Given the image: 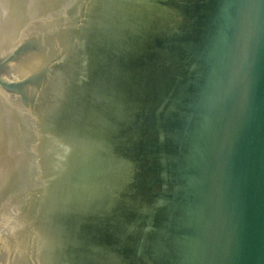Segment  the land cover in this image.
Masks as SVG:
<instances>
[{"label": "water", "instance_id": "95a60500", "mask_svg": "<svg viewBox=\"0 0 264 264\" xmlns=\"http://www.w3.org/2000/svg\"><path fill=\"white\" fill-rule=\"evenodd\" d=\"M3 5L0 73L29 64L0 75L15 220L0 264H264V0ZM40 135L72 153V181Z\"/></svg>", "mask_w": 264, "mask_h": 264}, {"label": "bare ground", "instance_id": "6f19581e", "mask_svg": "<svg viewBox=\"0 0 264 264\" xmlns=\"http://www.w3.org/2000/svg\"><path fill=\"white\" fill-rule=\"evenodd\" d=\"M15 47H10L5 11L3 0H0V58L10 53ZM29 55L25 54L28 59ZM23 65L14 64L8 69V79H15L16 75L20 71ZM11 69V70H10ZM7 70V69H6ZM2 73V72H1ZM3 92V94H2ZM6 96L7 100L3 98ZM0 163H4L3 170L0 172V246L4 239L10 232L11 228L15 224L8 171H7V133H8V107H9V93L0 90ZM6 173V174H5Z\"/></svg>", "mask_w": 264, "mask_h": 264}, {"label": "rangeland", "instance_id": "374dc122", "mask_svg": "<svg viewBox=\"0 0 264 264\" xmlns=\"http://www.w3.org/2000/svg\"><path fill=\"white\" fill-rule=\"evenodd\" d=\"M25 54H26V52L25 53H23L18 59H16V60H11V61H8L7 60V62H6V64L7 65H9V67L11 66V65H14V64H18V65H25V64H28V59L26 58V56H25ZM28 57H29V55H27ZM5 57V56H4ZM3 57V58H4ZM3 58H0V61L3 59ZM9 67L7 68V70L6 71H8V69H9ZM11 70V69H10ZM1 75V74H0ZM2 76H3V78H5V79H8V75H7V72H3L2 73ZM8 83H10V80H8ZM0 90H3L4 92H7V93H9V89L7 90L6 88H4V87H2L1 85H0ZM2 94H3V92H2ZM3 98L5 99V100H7L6 98V96H3ZM0 101H1V98H0ZM5 166H4V163H0V172H5L6 171V169L5 170H3V168H4ZM6 174V173H5Z\"/></svg>", "mask_w": 264, "mask_h": 264}]
</instances>
